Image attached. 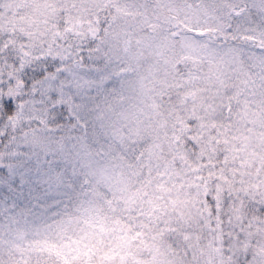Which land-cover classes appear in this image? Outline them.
Returning a JSON list of instances; mask_svg holds the SVG:
<instances>
[{
	"label": "clouds",
	"instance_id": "clouds-1",
	"mask_svg": "<svg viewBox=\"0 0 264 264\" xmlns=\"http://www.w3.org/2000/svg\"><path fill=\"white\" fill-rule=\"evenodd\" d=\"M0 264H264V0H0Z\"/></svg>",
	"mask_w": 264,
	"mask_h": 264
}]
</instances>
